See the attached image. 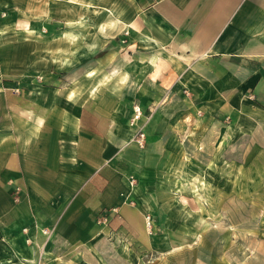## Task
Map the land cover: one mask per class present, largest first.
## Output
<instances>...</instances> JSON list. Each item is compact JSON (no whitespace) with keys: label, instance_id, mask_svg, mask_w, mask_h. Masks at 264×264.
Instances as JSON below:
<instances>
[{"label":"rangeland","instance_id":"rangeland-1","mask_svg":"<svg viewBox=\"0 0 264 264\" xmlns=\"http://www.w3.org/2000/svg\"><path fill=\"white\" fill-rule=\"evenodd\" d=\"M116 1L0 0V70L35 71L67 107L89 105L93 132L108 136L96 172L123 197L79 239L52 240L53 252L54 229L14 239L6 264H264V130L252 133L260 111L243 98L208 122L202 109L217 95L182 93L178 81L174 92L164 71L132 67L125 55L148 52Z\"/></svg>","mask_w":264,"mask_h":264},{"label":"crops","instance_id":"crops-1","mask_svg":"<svg viewBox=\"0 0 264 264\" xmlns=\"http://www.w3.org/2000/svg\"><path fill=\"white\" fill-rule=\"evenodd\" d=\"M115 7L132 29L133 44L148 52L125 55L132 67L143 60L156 74L164 71L174 92L217 95L202 109L208 122L232 114L245 98L247 109L260 111L252 133L264 130V0H117ZM113 67L112 74L120 72ZM42 77L27 69L0 70V264L15 263L7 260L14 239L44 238L45 229H54L53 252L52 240L92 231L96 215L123 198L104 172H96L100 162L94 159L101 161L108 136L93 132L85 117L89 105L72 110ZM222 94L231 97L221 100Z\"/></svg>","mask_w":264,"mask_h":264},{"label":"built area","instance_id":"built-area-1","mask_svg":"<svg viewBox=\"0 0 264 264\" xmlns=\"http://www.w3.org/2000/svg\"><path fill=\"white\" fill-rule=\"evenodd\" d=\"M20 191H21L20 187L19 186H16L15 187V190H14V195H15V199L16 200H19L20 199ZM147 225L149 227H152V220H150V217H148ZM45 232H47V231H45Z\"/></svg>","mask_w":264,"mask_h":264},{"label":"bare ground","instance_id":"bare-ground-1","mask_svg":"<svg viewBox=\"0 0 264 264\" xmlns=\"http://www.w3.org/2000/svg\"><path fill=\"white\" fill-rule=\"evenodd\" d=\"M137 117H139V114L137 115Z\"/></svg>","mask_w":264,"mask_h":264}]
</instances>
